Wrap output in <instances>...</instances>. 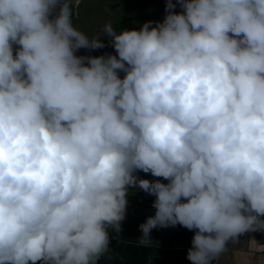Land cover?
<instances>
[{
	"label": "clouds",
	"instance_id": "9594fccd",
	"mask_svg": "<svg viewBox=\"0 0 264 264\" xmlns=\"http://www.w3.org/2000/svg\"><path fill=\"white\" fill-rule=\"evenodd\" d=\"M71 17L0 0V264H97L130 188L155 197L139 242L194 230L190 264L264 230V0H166L92 37ZM101 36L115 54H77Z\"/></svg>",
	"mask_w": 264,
	"mask_h": 264
},
{
	"label": "crops",
	"instance_id": "0c3cea01",
	"mask_svg": "<svg viewBox=\"0 0 264 264\" xmlns=\"http://www.w3.org/2000/svg\"><path fill=\"white\" fill-rule=\"evenodd\" d=\"M143 1L70 0L72 24L89 37L102 35L106 23L110 22L113 26L119 19L135 12ZM101 39L105 41L104 48L91 52L80 49L77 54H103L104 49L106 50L111 43L109 44L106 36H101ZM138 175L143 177L145 173L138 172ZM143 217L145 221L148 214ZM162 230L163 227H157L151 231L157 234L148 245L141 244L139 240L115 236L109 230L110 247L100 256L97 264H190L187 252L191 247L194 230L177 224L174 227L169 226L164 237ZM213 264H264V230L248 231L240 234L237 241H229L226 250L213 261Z\"/></svg>",
	"mask_w": 264,
	"mask_h": 264
},
{
	"label": "rangeland",
	"instance_id": "374dc122",
	"mask_svg": "<svg viewBox=\"0 0 264 264\" xmlns=\"http://www.w3.org/2000/svg\"><path fill=\"white\" fill-rule=\"evenodd\" d=\"M148 2V12H151L156 17H162L165 15L166 0H148ZM103 53L115 54V49L110 44L106 48V50L104 49ZM120 74L121 76L123 75V73ZM143 177L150 179V177L152 176L150 174L145 173ZM154 199L155 197L153 195H149L139 188H130L128 195L126 218L121 222V231L119 233H116L114 230L111 229V227H109V230H111V232L115 236L121 238H128L130 240H139V238L142 236V232L139 225L144 222L143 215L147 213L148 216H150L154 215L155 213V209L152 206ZM144 204H146L145 206H147V212L145 211ZM154 229L152 230L154 231ZM156 234L157 232L150 233L151 240L155 239ZM37 264H40V262H37Z\"/></svg>",
	"mask_w": 264,
	"mask_h": 264
},
{
	"label": "trees",
	"instance_id": "16d2710c",
	"mask_svg": "<svg viewBox=\"0 0 264 264\" xmlns=\"http://www.w3.org/2000/svg\"><path fill=\"white\" fill-rule=\"evenodd\" d=\"M149 7L148 0H144L140 6L138 7L135 12L131 13L130 15L119 19L112 27L114 31L120 32L124 29H131V28H139L141 24H143L145 21L152 20V21H158L162 20L164 16L162 17H156L151 12L147 11V8ZM168 227H163L162 230V236L164 237L166 235Z\"/></svg>",
	"mask_w": 264,
	"mask_h": 264
}]
</instances>
